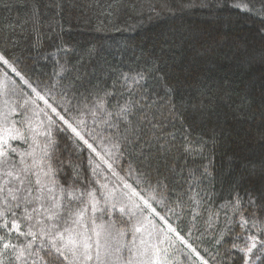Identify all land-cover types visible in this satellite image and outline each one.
<instances>
[{
  "label": "snow or ice",
  "instance_id": "obj_1",
  "mask_svg": "<svg viewBox=\"0 0 264 264\" xmlns=\"http://www.w3.org/2000/svg\"><path fill=\"white\" fill-rule=\"evenodd\" d=\"M113 5L132 15L147 11L150 18L177 10L214 12L233 7L257 18L261 23L258 31L264 33V0H233L231 4L228 0H113L109 9ZM55 6L61 7L60 3ZM111 16L113 12L108 11L107 17ZM18 19L22 24L39 25V0H30L28 11ZM92 54L94 49L89 50ZM234 55L241 63L247 62L246 49ZM0 62L12 67L3 55ZM60 67L64 70V65ZM183 73L181 78L168 61L156 60L134 74H122L111 91L89 93L91 99L85 106L90 105L92 115L113 130L101 138L110 145L103 153L94 143L95 136L90 141L47 101L54 115L44 112L45 122L34 119L39 113L27 115L28 101L18 105L24 110L18 112L7 97L2 100L0 264H161L162 254L168 252L161 245L165 240L170 246L173 243L168 233L186 243L170 223L165 221V227L157 229L144 215L145 208L158 215L150 203L155 197L141 195L110 162L126 153L134 154L144 169L139 176H161L158 185L167 187L165 173L182 178L186 188L179 198H187L194 217L202 219L204 231L212 230L219 246L212 257L214 264H264V181L241 191V180L234 178L229 195L222 197L215 187L214 160L225 129L217 123L207 136L191 135L194 125L214 115L219 120L217 99L227 102L230 94L225 89L216 94L201 91L199 77L188 69ZM178 88L187 89V95L177 99ZM32 91L44 99L35 88ZM246 102L242 97L241 106ZM67 131L72 136L65 140L61 134ZM84 148L91 153L86 164ZM189 159L200 163L189 167ZM227 159L231 164L233 158ZM101 164L128 191L117 195V188L103 183L97 172ZM257 169L251 164L252 175ZM128 170L133 171L131 165ZM259 170L264 172V162ZM192 251L200 264H210L194 248Z\"/></svg>",
  "mask_w": 264,
  "mask_h": 264
},
{
  "label": "trees",
  "instance_id": "obj_2",
  "mask_svg": "<svg viewBox=\"0 0 264 264\" xmlns=\"http://www.w3.org/2000/svg\"><path fill=\"white\" fill-rule=\"evenodd\" d=\"M232 2L228 0V4ZM57 3L60 8L55 6ZM110 4L113 0H39L40 24L34 26L18 19L28 11L30 0H0V55L12 66L0 62V107L7 97L11 106L22 112L18 105L28 101L27 115L39 113L34 119L46 122L44 112L54 115L45 104L47 101L90 141L95 136L94 143L103 153L110 145L101 138L110 136L113 130L92 115L90 105L85 106L91 99L89 93L98 89L111 91L122 74H134L156 60L168 61L181 73V78L184 69L198 76L197 87L201 91L216 94L225 89L230 94L227 102L217 99L219 120L214 115L191 130L195 137L207 136L217 123L225 129L214 160L215 187L221 196L229 195L234 178L241 180V191L264 181V172L259 170L264 162V33L258 31L260 21L233 7L214 12L199 8L177 10L150 18L147 11L132 15L128 9L115 5L109 9ZM108 11L113 16L107 17ZM93 49L94 54L89 55ZM245 49L247 62L241 63L234 54ZM119 87L117 83L116 88ZM187 93V89L178 88L177 99ZM242 97L247 102L241 106ZM61 135L67 140L72 133ZM83 152L86 164L91 153L86 148ZM228 157L233 158L231 164ZM110 162L141 195L155 197L150 203L158 213L152 214L156 225L165 226L167 221L186 242L174 244L175 250L168 253L166 264H200L193 248L214 264L212 257L219 247L213 241L214 233L204 231L202 219L194 217L187 198H179L186 188L180 176L165 173V187L158 185L162 177L155 173L139 176L144 169L134 154L116 156ZM184 163V159L179 161L180 165ZM187 163L193 167L200 161L189 159ZM253 163L258 166L255 175L250 171ZM97 172L110 189H118L117 195L128 191L103 164ZM146 212L150 214L145 208Z\"/></svg>",
  "mask_w": 264,
  "mask_h": 264
},
{
  "label": "rangeland",
  "instance_id": "obj_3",
  "mask_svg": "<svg viewBox=\"0 0 264 264\" xmlns=\"http://www.w3.org/2000/svg\"><path fill=\"white\" fill-rule=\"evenodd\" d=\"M144 215L147 216L148 219L151 220L156 225L154 218H153V215L151 213L149 214L148 212H146V213H144ZM146 226L150 228V225H146ZM162 227H165V226H162ZM162 227L157 226V229L162 228ZM168 235L171 237V241L173 243L170 246L169 241L165 240L164 243L161 245V248H167L168 249L167 255L165 256L162 254V256H161V264H166L165 259H166V257H168V253L175 250L174 244L178 243V241H179V240H177L176 235L174 233H168ZM128 239H130V237Z\"/></svg>",
  "mask_w": 264,
  "mask_h": 264
}]
</instances>
